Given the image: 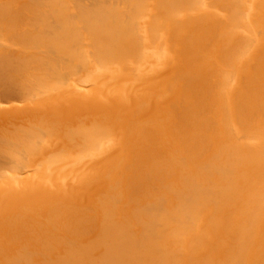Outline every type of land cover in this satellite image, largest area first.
I'll use <instances>...</instances> for the list:
<instances>
[{
  "label": "bare ground",
  "instance_id": "1",
  "mask_svg": "<svg viewBox=\"0 0 264 264\" xmlns=\"http://www.w3.org/2000/svg\"><path fill=\"white\" fill-rule=\"evenodd\" d=\"M0 264H264V0H0Z\"/></svg>",
  "mask_w": 264,
  "mask_h": 264
}]
</instances>
